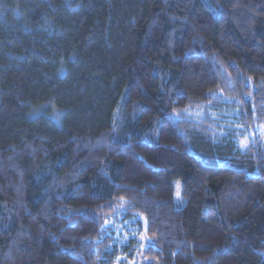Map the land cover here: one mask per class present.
Returning <instances> with one entry per match:
<instances>
[{"label": "trees", "instance_id": "16d2710c", "mask_svg": "<svg viewBox=\"0 0 264 264\" xmlns=\"http://www.w3.org/2000/svg\"><path fill=\"white\" fill-rule=\"evenodd\" d=\"M0 264H264V0H0Z\"/></svg>", "mask_w": 264, "mask_h": 264}, {"label": "rangeland", "instance_id": "374dc122", "mask_svg": "<svg viewBox=\"0 0 264 264\" xmlns=\"http://www.w3.org/2000/svg\"><path fill=\"white\" fill-rule=\"evenodd\" d=\"M175 194H176V199H177V206L180 207L184 203V197L182 196L179 181L177 182Z\"/></svg>", "mask_w": 264, "mask_h": 264}]
</instances>
